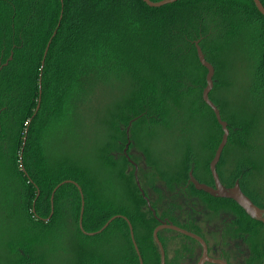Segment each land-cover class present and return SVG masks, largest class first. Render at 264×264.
I'll list each match as a JSON object with an SVG mask.
<instances>
[{
  "label": "trees",
  "instance_id": "16d2710c",
  "mask_svg": "<svg viewBox=\"0 0 264 264\" xmlns=\"http://www.w3.org/2000/svg\"><path fill=\"white\" fill-rule=\"evenodd\" d=\"M195 41L214 66L209 97L229 128L221 157L227 148L239 150L237 157L246 167L242 188L264 208L248 178L264 171V144L255 136L258 116L242 100L220 95L231 84L225 76L231 70L227 57L236 42L248 46L253 85L264 88V15L253 0H177L159 7L143 0H0V219L8 220L6 231H0V252H7L0 264H44L56 232H72L81 241L76 264H139L122 216L132 225L143 264H160L153 239L158 221L124 154L126 128L130 124L127 151L136 145L147 168L145 179L138 168L146 195L149 187L170 205L167 196L188 179L190 169L203 182L207 176L202 177V170L210 176L209 160L222 129L202 98L207 70L198 60ZM239 53L234 52V70L243 64ZM95 94L93 131L82 144L80 109ZM195 120L206 130L198 142L189 135ZM158 130L175 137L174 157L179 158L165 165H159L146 140ZM65 180L82 189L85 232L78 225L80 193L72 182L56 189L53 213L46 220L51 193ZM194 192L214 203V211H235L236 224L251 246L246 264H262L263 223L232 199ZM155 203L151 201L154 209ZM168 208L161 217L174 222ZM115 215L121 216L96 232ZM158 237L165 248L160 232ZM115 239L117 250L111 247Z\"/></svg>",
  "mask_w": 264,
  "mask_h": 264
},
{
  "label": "rangeland",
  "instance_id": "374dc122",
  "mask_svg": "<svg viewBox=\"0 0 264 264\" xmlns=\"http://www.w3.org/2000/svg\"><path fill=\"white\" fill-rule=\"evenodd\" d=\"M236 50H239L240 53L238 56L243 59V64L239 66L238 70L233 69V64L235 59H237L236 54L234 52ZM248 57L249 55V49L246 44L240 45L238 42L232 43V46L229 50V56L227 57L228 65H231V70L227 71L228 74H226V78L230 80L231 84L228 86L226 90H223L220 92V95L228 98H236L239 101L242 100V102L245 104V108L252 109L256 111V114L258 116L257 123H256V131L255 136L260 140V143L264 144V88L261 86L254 87L253 83L255 82L250 71H249V64H248ZM226 73V72H225ZM103 89H100V91ZM218 93V92H217ZM96 94L93 95L89 103L82 107L80 109L81 114L79 115V128L78 133L82 137L81 142L84 144L90 137L92 129V122L90 119L93 117L94 109H93V102L95 101ZM108 95L105 96L107 98ZM97 98L99 100H102V97L99 95ZM238 109V108H237ZM207 125V123H206ZM191 132H189V135L193 136V139L195 142H198L199 139L205 134L206 130L202 129V123L200 120H195L193 124L191 125ZM127 131V128H126ZM174 134L171 131H161L158 130L157 133L153 136V138H147L148 143L154 153V158H156L159 162V165H165L166 162H172L171 160L178 159L179 157H174L175 150H176V143L174 141ZM80 143V146L82 145ZM129 148V147H128ZM128 150V149H127ZM127 154L137 162L139 170L140 178L143 177L145 179V174L147 168L145 167L144 159L142 157L141 152L138 151L137 146H132L131 150L127 151ZM239 154V150H233L231 148H227L225 151V157L229 158V162L231 159L239 158L237 157ZM207 153L204 151L202 158L206 157ZM260 164H264V157H260ZM132 170V168H129V171ZM264 170V169H263ZM262 170L250 174L249 182L250 187L252 188V191H258L259 196L261 197L260 200L264 202V171L263 174L259 173ZM141 183V182H140ZM142 184V183H141ZM142 187V186H141ZM148 192L151 193L153 198L155 197L153 190L149 187H147ZM248 192L252 193L250 189ZM257 197V198H258ZM203 202V201H202ZM161 209H159L160 212ZM1 211V210H0ZM4 214V213H3ZM215 214V213H214ZM8 220L4 219V217H1L0 222H2V226L0 227V231H6V223ZM162 236L171 235L175 237V243L174 240L170 243L165 244V263L169 264L170 259V249L173 250L174 246H181L183 241H192L189 238H186L182 234L175 233L174 231L170 229L160 230ZM72 232L68 233H62L54 234L51 240V248L48 253H46L45 257V263L44 264H76V258L78 254V249L81 248V241L75 240L74 237H71ZM3 237V233L0 232V247L3 246L4 240H1ZM217 235H214L212 238L213 241H217ZM95 243V241H94ZM93 243V244H94ZM111 247L113 250H117L119 248V240L115 239L111 242ZM92 245L89 244V246ZM95 245V244H94ZM83 246V245H82ZM87 247V244H86ZM172 247V248H171ZM193 249L195 250V257L194 260L197 259V257L200 254L201 249L197 245H192ZM214 251V250H213ZM176 252V251H174ZM108 253H112V250H108ZM177 253V252H176ZM178 253L181 255V251H178ZM177 253V254H178ZM251 253V246H249V252L248 256ZM7 252L1 251L0 256L2 258H6ZM178 254V255H179ZM193 255V256H194ZM247 255V254H246ZM251 255V254H250ZM170 256V257H169ZM246 258V257H245ZM183 264H190L188 260H184ZM194 264V263H193Z\"/></svg>",
  "mask_w": 264,
  "mask_h": 264
},
{
  "label": "flooded vegetation",
  "instance_id": "af4514ba",
  "mask_svg": "<svg viewBox=\"0 0 264 264\" xmlns=\"http://www.w3.org/2000/svg\"><path fill=\"white\" fill-rule=\"evenodd\" d=\"M212 158L213 157H211V159ZM211 159L209 160V163ZM216 170L219 175L220 181L224 186L231 187L235 184L236 181H238L241 190L245 193L241 184V177H243L246 170V167L244 166V162L242 161V157L235 158L233 160L231 159L230 162H229V158L220 157L216 165ZM190 171H192L193 174V170L190 169L188 171V179H186V181H181L179 184H177L174 192H172V195L167 196V198L169 197L170 199V203H171L170 205H168V202L162 201L163 198H161L160 195L154 194L155 197L153 198L150 192L147 191V195H146L144 191L145 195L150 200V203L152 200L156 202L155 203L156 209H154L151 204L155 213L157 211L158 214L160 215L158 216L156 213L155 218L158 221V224L156 226H158L160 222L164 220H166L167 222H171L172 224L178 227H181L183 229H186L188 231H191L199 235L206 243L208 257L213 259H221L225 261L226 264H246V259L248 257V252H249V244L246 241L245 235L240 230V227L238 226V224H236L238 218H235L236 215L234 213L235 211L228 210L227 208L226 209L220 208V210L214 211L215 210L213 207L214 203L206 202L205 200H203L202 197L195 194L194 192L195 187L189 178ZM202 172H203L202 177L207 176L206 177L207 179L204 182L198 177H195L194 174L193 176L199 182H203L213 186L214 182L211 171H210L211 177L208 176L203 170ZM164 191L167 192V189L164 188ZM168 206L171 207V212L169 216L173 217L174 222L168 216L161 217L163 213H167L169 211ZM159 209H161L160 212ZM165 229H169V228H161L160 230L164 231ZM160 230L158 231V233L160 232L161 234ZM172 231H174L175 233H179L175 230ZM179 234L181 235V233ZM182 235L185 236L186 238H189L192 241V243L189 244L190 242L189 240L186 242L183 241L181 246L179 247L174 246L173 250L170 249L171 257L169 256L170 257L169 264H183L184 263L183 261L185 259L188 260L190 264L193 263L196 264L202 255V250H203L202 245L195 239L186 236L184 234ZM214 235H217L216 237L217 241L212 240ZM161 237L164 239V242L165 244H167V246H169L168 245L169 241L171 243L174 240L175 243L176 240L174 236L168 234L165 237L161 235ZM193 244L197 245L201 249L200 254L196 260H194L195 250L192 247ZM174 251H176L177 253L178 251H181V255L179 253L178 255ZM203 264H218V263L205 261Z\"/></svg>",
  "mask_w": 264,
  "mask_h": 264
},
{
  "label": "water",
  "instance_id": "95a60500",
  "mask_svg": "<svg viewBox=\"0 0 264 264\" xmlns=\"http://www.w3.org/2000/svg\"><path fill=\"white\" fill-rule=\"evenodd\" d=\"M143 1L149 6L159 7V6H162L164 4L175 2L177 0H158V1L143 0ZM253 2L255 4V6L257 7V9L259 10V12L264 15V5H263L262 1L261 0H253ZM60 19H61V14H60V17H59V21L57 23V27L60 24ZM57 27H56V29H57ZM56 29L54 30V32L52 34V37L55 35ZM51 38H50V40L48 41V43L46 45V48H45V51H44V57L46 55V52H47L48 46L50 44ZM195 47H196V53H197L199 62L207 70L206 75H205L206 85H205V87L203 88V91H202V98H203L204 102L214 112L216 120H217V122L219 123V125L221 126V129H222V137H221V140H220V142H219V144H218V146H217V148L215 150L213 158L211 159V161L209 163V168H210V171H211V174H212V178H213V182H214L213 186L208 185V184L203 183V182H199L193 176L192 171L189 172L190 181L192 182V184L194 185L195 189H197V190H202V191H204V192H206V193H208V194H210V195H212L214 197H223V198H229V199L234 200L245 211V213L250 218L261 221L263 223V226H264V208L256 205L250 199V197L247 196L241 190L238 181H236L235 184L233 186H231V187L224 186L221 183V181H220L219 175H218L217 170H216V165H217V162L219 161V159L221 157L223 148H224V146L227 143L228 136H229V128H228L227 122L221 118V114H220V111H219L218 107L214 104V102L209 97V93L212 90L213 85H214V79H213L214 71H215L214 66L209 61H207L205 59V56L203 54V51H202L198 41H195ZM9 58H11V56ZM43 62H44V60H42V64H43ZM39 94H40V92H39ZM39 102H40V96H39L38 104H37V107H36V111L39 108ZM129 127H130V124L127 127V131H126L128 142H127V144H126V146L124 148V154L126 155L127 159L133 164V166H134V178H135L136 185H137L142 197L146 201L147 207L152 211L153 216L156 217V213H155L154 209L151 206L150 200L145 195L144 190L141 187V183H140V180H139V177H138V165L134 161H132L130 159V157L128 156V154H127V148H128L129 141H130L129 140V135H128ZM25 142H26V135L24 136L23 143H22V149L20 151V157H19L20 158V160H19L20 162H22V152H23V147L25 145ZM21 168L24 169L22 165H21ZM24 173H26L25 170H24ZM64 182H72L73 184H75L77 189H78V191H79V193H80V212H79V218H78V225H79V228L81 230H83V228H82V217H83V211H84V196H83V192H82L81 187L75 181H72V180L62 181L61 183H58L54 187V189H53V191L51 193V196H50V214L46 218V220L49 219L51 217L52 213H53V209H54V202H53L54 193H55L56 189L61 184H63ZM38 193L39 192H37V194ZM33 207H34V202H33ZM33 210H34V208H33ZM120 216L121 215H115V216L111 217L103 225V227L101 229H99L98 231H96V232L102 231L110 223L111 220H113L115 217H120ZM122 217L128 223L130 238H131L132 244L134 246V249H135V251H136V253L138 255L139 264H143V260H142L140 251L138 249L137 243H136L135 238H134L132 225H131V223L128 221V219L125 216H122ZM161 228H169V229L175 230V231H177V232H179L181 234H184L186 236H189V237L195 239L196 241H198L202 245V249H203L202 250V255H201V257L199 258V260H198V262L196 264H203L205 261H210V262H214V263H218V264H226V262L221 260V259H213V258L208 257L206 243L199 235H197V234H195V233H193L191 231H188L186 229H183L181 227H178V226L172 224L171 222H167L166 220L161 221L160 224L158 226H156L154 228V230H153V239H154V241H155V243H156V245H157V247L159 249V253H160V264H165L164 247H163V245H162V243H161V241H160V239L158 237V231ZM96 232H86V233L89 234V235H92V234H94ZM263 250H264V233H263ZM262 264H264V261H263Z\"/></svg>",
  "mask_w": 264,
  "mask_h": 264
}]
</instances>
